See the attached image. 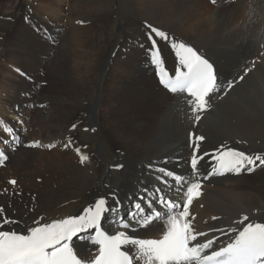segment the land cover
I'll return each mask as SVG.
<instances>
[{"label": "bare ground", "instance_id": "bare-ground-1", "mask_svg": "<svg viewBox=\"0 0 264 264\" xmlns=\"http://www.w3.org/2000/svg\"><path fill=\"white\" fill-rule=\"evenodd\" d=\"M40 3L49 20L48 32L43 30L49 40L41 46L46 58L28 59L40 45L33 31L0 21L2 31L12 29L0 56V152L16 157L0 168V176L16 180L15 187L0 189V237L67 222L78 233L72 240L78 261L88 264L98 249L77 237L88 234L89 211L100 207L106 215L104 225L114 228L119 217L129 220L130 228L121 232L129 238L123 248L133 264H196L249 226L264 224V0ZM41 14L32 11L31 17L41 19ZM114 16L123 29L110 59L102 63ZM203 43L221 60L202 50ZM223 51L228 54L223 56ZM193 53L213 64L217 80L204 105L181 93L165 92L154 78L155 59L176 76L185 71ZM42 63L63 86L54 95L37 97L35 102H45L49 113L44 120L30 122L23 113L34 91L24 89L14 69L42 68ZM96 68L100 94L90 104ZM20 132L27 158L8 141ZM84 133L97 139L95 150ZM49 145V151L42 148ZM232 150L241 153L237 167L243 168L242 174L205 180L217 158ZM42 171L47 176L42 177ZM72 173L78 175L79 194L58 199L59 181ZM193 188L199 192L188 201L185 220L176 213L144 227L145 218L152 217L141 201L120 215L132 197L156 189L167 196L173 192L178 198L169 197L183 203ZM51 198L54 204H42ZM119 200L122 203L112 213L107 206ZM185 246L195 249L190 262L183 256Z\"/></svg>", "mask_w": 264, "mask_h": 264}, {"label": "rangeland", "instance_id": "rangeland-1", "mask_svg": "<svg viewBox=\"0 0 264 264\" xmlns=\"http://www.w3.org/2000/svg\"><path fill=\"white\" fill-rule=\"evenodd\" d=\"M40 4H41L40 0H0V21L1 22H5V23H12V24H22L23 27L27 28V30L29 28L30 32L33 31L32 32L33 35L35 36L37 41L40 43V45L38 47H36L37 49L34 48L33 54L29 53L28 59H31V62H36V60H39V59H37V57H41L42 56V57L46 58L44 53L41 52L43 50L42 49L43 47H41V46L44 45V42L46 40H49L48 34L43 31L45 29L46 32H48L46 27H48L49 20L44 15L45 11H46V9H45L46 7H43V6H41L42 4L41 5ZM32 11H33V13H37V14H38V12H41L42 13L41 14V19H37L36 17H31ZM35 16H36V14H35ZM116 16H114L113 20L111 21V23L108 25V28H107L108 29V33H107V40L105 42L106 45H105L103 53L101 54V57H100V62H102V63H106L110 59V57L112 55V49L115 48L116 41H117V39L120 36L119 34L121 33V30L123 29V23H121L122 21L119 19V17H116ZM73 23L76 24L77 22L74 21ZM34 28H37V31H35V33H34V30H35ZM32 29H34V30H32ZM10 30H12V29H7L6 31H2L0 29V40L2 39V43L0 44V56H1V54H3L5 48L7 49V43L10 40L9 38L11 37L10 35L12 33V31H10ZM42 37L44 39H42ZM200 47L204 51H206L208 49L206 52H208V51H209V53L213 52L212 54H215L214 56L218 60H221V58H220L221 55L219 53H217V51H215V49L213 47H211V46L209 47V45H204V43L200 44ZM19 53H21V52H19ZM227 54L228 53L226 51H223V56H226ZM31 56H34L35 58L31 57ZM33 58L35 60H33ZM148 59H149V63H151V55L148 57ZM0 63H1L0 64V69H1V65H2V60L1 59H0ZM151 66H152V64H151ZM41 67L42 68L30 67V68H27V70L26 69H22V68L21 69L12 68V69H14V74H16L22 80H24L25 87H27V88H24V89L25 90H29V91L32 89L34 91V93L31 96H29V95L27 96L28 99L29 98H32V99H31V102L29 104H26V108H25L26 110H24V113H23L27 117L26 119L28 121H30V122L31 121L36 122V121L40 120L41 118L44 120V119H46V115H48V113H49L48 110H47V105H46L45 102L40 103V104L35 102V101H37V97L40 96V98L42 97V99H44L45 96L54 95V93L56 94L60 90V88L63 86L59 82V79H58L57 75L54 72H51V70L48 69V67H46L45 63H42ZM31 68H33V70L35 72ZM37 68L39 69V71H38ZM49 70H50V72H49ZM26 76H27V79H26ZM12 78L14 79V77H12ZM2 80H3V73L1 72L0 73V81H2ZM100 80H101L100 71L98 70V68H96V70H95V79H94V82H93V87H91V89H90L91 92H90V95H89V98H88L90 104H94L95 100L97 99V96L100 94V87H101ZM2 86H4V85H2ZM35 95H37V96H35ZM22 96H24V95H22ZM32 96H34L35 98L32 97ZM14 111L16 113H18L17 112V108H15ZM41 112H42V114H41ZM197 121H198V119H197ZM85 135L87 136L88 134H85V133L83 134L84 140L86 142L90 141L91 142V149L95 150L97 148V139L93 138V137L92 138L91 137L88 138ZM11 136H13L14 139L19 138L20 140L23 137L22 136V132H20L18 135H11ZM9 137L10 136H8V141L11 142L12 140H10ZM5 142H7V141H5ZM68 144H70V143H68ZM35 146H36L35 144H32L31 148L35 149ZM37 146H38V144H37ZM52 146H56L55 143L52 144ZM52 146L49 145L47 147H42V148H44L45 150L49 151ZM68 147L71 149V146L68 145ZM26 148H28V147H26ZM26 148L24 147L23 144H20V146L18 145V147H17V151L18 152L17 153H19V155H21L22 157H26V158L29 157L30 154H29V152L27 151ZM1 155H4V154L0 152V156ZM12 156L13 157H9V160L11 162L13 160H15L14 158H16L15 154L12 155ZM108 156L110 158L112 156L111 153H109ZM192 156H195V154H192ZM84 160H85V158L83 160H81V162H84ZM19 168H21V167H19ZM41 176L45 177V176H47V173H43V171H42ZM77 176L78 175L75 174V173H72V174H70L69 176H66V177L63 176L62 179L59 181L60 188L58 190H56L57 189V185L55 184V187L52 188V189L56 190V194H57L56 196H57L58 199L65 198V197L71 198V197H75L76 195L79 194L81 187H79L80 183H79V181L77 179ZM9 178L10 177H9L8 174L0 176V180H1L0 181V189H6L8 187H15L16 186L15 184L14 185L10 184L9 181L10 180H14V179H9ZM172 193L173 192L169 191L168 195L169 196H173V197H177V196H175ZM156 194H158V191L156 189H154L153 193L147 192L144 195L137 196L136 198L132 197L133 201L126 205L127 207H125V209L123 210V212H121L120 215H125L126 212L129 211L130 206L133 203L137 202V201H141L143 203V205H145L146 209L149 211V206H148V203L146 201L148 200L152 205H155L156 203H155V198L154 197H155ZM103 196L104 195H101L100 197H103ZM53 201H54V199H52V198L51 199H47V202L43 201L42 204L52 205V204H54ZM119 203H122L121 200H119L116 204H110L107 207L113 213L114 210L117 209V206L119 205ZM105 210H106V208H105ZM134 212L136 213L137 210H135ZM104 215H105V213L103 212V218L105 220ZM153 220H154L153 218L149 219V220L147 218H145L146 225H149ZM146 225L143 224L144 227ZM153 241H156V240H153Z\"/></svg>", "mask_w": 264, "mask_h": 264}]
</instances>
